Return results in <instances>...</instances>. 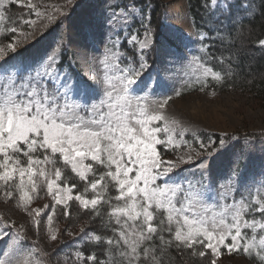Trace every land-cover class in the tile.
Wrapping results in <instances>:
<instances>
[{"label": "snow or ice", "instance_id": "1", "mask_svg": "<svg viewBox=\"0 0 264 264\" xmlns=\"http://www.w3.org/2000/svg\"><path fill=\"white\" fill-rule=\"evenodd\" d=\"M105 3L89 29L94 56L80 73L63 65L62 39L44 56L24 54L64 23L75 0L52 11L0 0V204L22 213V222L0 213V264H170L172 249L207 264H218L222 249L264 264V161L240 169L234 153L220 172L215 161L240 138L221 132L217 144L193 131L189 140L166 111L183 94L177 82L205 92L209 78L234 75L231 56L201 54L254 19L252 0H201L207 31L195 40L153 27L134 3ZM13 5L26 11L14 19ZM192 164L195 171L185 167ZM58 216L69 226L53 227Z\"/></svg>", "mask_w": 264, "mask_h": 264}, {"label": "rangeland", "instance_id": "2", "mask_svg": "<svg viewBox=\"0 0 264 264\" xmlns=\"http://www.w3.org/2000/svg\"><path fill=\"white\" fill-rule=\"evenodd\" d=\"M163 5V23L165 27L170 26L177 34L189 36L195 40L198 34L191 20V15L187 0H159ZM41 11H52L49 5L61 6L65 0H32ZM115 4H121L120 0H110ZM78 7L64 20L62 25L53 24L48 29L39 34L28 45L27 57H40L50 52L62 39V63L70 71L85 73L90 66L94 56V50L89 37V29L93 22L94 15L101 10H107L105 0H75ZM130 4V3H129ZM122 5V4H121ZM138 9H141L137 6ZM19 10V9H18ZM25 10H19L20 16ZM154 27V26H153ZM133 28H139V24H133ZM123 47L127 48L125 44ZM198 49V44L194 45V50ZM128 55H132L129 50ZM66 56L67 58H64ZM159 60V57L153 56ZM193 59V57H189ZM188 76L195 75V69H186ZM186 83V82H185ZM184 83V84H185ZM177 82L176 87L181 90L184 86ZM216 92L212 97L208 93ZM167 95H173L169 91ZM159 99V97H154ZM152 99V98H150ZM167 113L179 119L184 127L189 129L187 138L191 140V134L195 131L201 139L207 142L211 136L217 144L221 132H227L230 136H238L239 144L230 152L215 161L214 168L220 172L229 169L233 154L240 156L238 167L244 169L246 166L252 168L259 166L264 161V105L255 100L250 92L241 89H230L222 92L217 90H206L205 92H194L180 97H174L169 101L166 109ZM251 142V143H249ZM247 146V147H246ZM182 148L181 151H185ZM169 159L174 155L169 154ZM195 171V164L186 165ZM47 199L40 200L34 206H41L47 203ZM0 213L6 217L22 222V213L9 211L3 204H0ZM54 220L53 227L64 229L69 223ZM79 226H73V231L78 232ZM28 237L35 239L34 234L29 231ZM66 243L71 242V238L64 237ZM43 243V241L41 242ZM55 245H47L46 250L51 251ZM224 254L218 260V264H248L246 258L233 254L229 256L226 249L221 250Z\"/></svg>", "mask_w": 264, "mask_h": 264}, {"label": "trees", "instance_id": "3", "mask_svg": "<svg viewBox=\"0 0 264 264\" xmlns=\"http://www.w3.org/2000/svg\"><path fill=\"white\" fill-rule=\"evenodd\" d=\"M122 5L134 3L145 11L150 13L151 23L154 27L163 23V5L159 0H120ZM191 20L194 28L199 33L207 29L204 27V10L200 7L201 0H187ZM151 5L149 8L148 6ZM252 7L256 13L254 19L245 20L240 31L234 33L233 37L226 38L222 43L216 40L207 53H202V58L206 59L208 55L219 57L221 54L225 58L231 56L234 61L232 77H227L222 83H217L209 78V86L206 90L228 91L230 89H241L250 92L252 97L264 105V49L258 46V41L264 39V2L262 0H252ZM15 5L12 6L10 15L15 19L20 16V12ZM137 23H135L136 25ZM230 46V47H229ZM200 48V45H198ZM64 58H67L64 56ZM209 66L219 70V64H213L207 61ZM190 75L189 77H194ZM199 86L195 88L184 84L181 88L182 95H187L199 91ZM75 216V212H73ZM59 220L69 223L62 216ZM57 217V218H58ZM75 225H80L77 221ZM91 226V225H90ZM97 227L99 226L97 222ZM91 245H85L84 251L87 253ZM99 254V250L97 249ZM168 259L170 264H207V259L191 257L189 252L180 254L175 249L169 251Z\"/></svg>", "mask_w": 264, "mask_h": 264}]
</instances>
